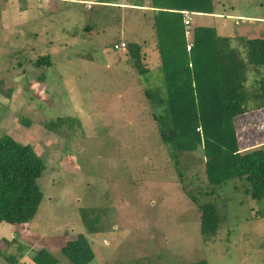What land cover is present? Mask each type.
Here are the masks:
<instances>
[{
	"label": "rangeland",
	"instance_id": "rangeland-1",
	"mask_svg": "<svg viewBox=\"0 0 264 264\" xmlns=\"http://www.w3.org/2000/svg\"><path fill=\"white\" fill-rule=\"evenodd\" d=\"M110 1L131 3L0 0V135L30 144L44 163L37 211L25 223L0 222V252L30 264L42 247L59 264H72L58 250L81 232L94 253L87 264H264V199H251L244 179L226 181L209 197L194 192L198 202L212 200L221 216L214 237L199 234V211L183 189H209L202 152L180 154L178 177L143 92L159 85L158 72L143 56L150 70L137 73L126 46L114 47L150 36L148 20L135 25L133 9ZM223 3L233 14L260 8L264 15L260 0ZM226 13L212 19L230 33L259 24L238 17L236 26ZM117 38L123 40L112 47ZM41 55L50 66L33 65ZM40 73L46 79L38 80ZM56 116L65 123L56 132L44 128ZM234 125L240 153L264 151V107L235 117ZM82 213L99 230L88 232ZM0 264L11 262L0 254Z\"/></svg>",
	"mask_w": 264,
	"mask_h": 264
},
{
	"label": "trees",
	"instance_id": "trees-1",
	"mask_svg": "<svg viewBox=\"0 0 264 264\" xmlns=\"http://www.w3.org/2000/svg\"><path fill=\"white\" fill-rule=\"evenodd\" d=\"M151 6L156 9L152 14L151 35L158 61L153 69L161 82L143 92L178 177L182 175L180 154L198 148L202 152L205 185L209 189L202 193L199 188L183 192L199 211L198 231L207 241L215 236L221 216L212 200L198 202L194 192L209 197L217 186L239 178L248 183L244 192L251 199L257 202L264 199V151L256 148L240 153L234 127V118L245 113L249 102H253L250 106L264 107V37H237L232 44V36L218 35L214 26L196 25L190 27L188 38L181 11L212 13V0H151ZM117 39L112 47L119 42ZM124 43L137 73H147L150 68L140 63L145 44L132 40ZM33 65L39 68L51 64L47 55H41ZM43 78V73L37 77ZM64 119L56 116L43 126L56 132ZM20 121L26 123L24 119ZM43 169L42 159L30 144L18 142L5 133L0 135V222L25 223L32 219L42 199L38 179ZM82 220L88 232L99 230L94 226V217L82 213ZM20 248L15 247L17 251ZM58 251L72 264H87L94 257L81 232L66 240ZM0 254L7 262L16 263V255ZM30 261V264H59L55 254L42 247L34 251ZM186 264L208 262L198 259Z\"/></svg>",
	"mask_w": 264,
	"mask_h": 264
},
{
	"label": "crops",
	"instance_id": "crops-1",
	"mask_svg": "<svg viewBox=\"0 0 264 264\" xmlns=\"http://www.w3.org/2000/svg\"><path fill=\"white\" fill-rule=\"evenodd\" d=\"M262 1V0H260ZM111 2V6H117L115 4H118V8H123V9H133L136 16L134 18V24L136 25L137 24V21L138 22H142L143 23V20L142 19H147L148 21H144V22H147L148 25H149V32H150V36H146V38L144 39H141L142 42L145 44L143 46V53H144V57L148 60H146V63H150V61H152V63L154 64V66L156 65V63L158 62L157 61V52H156V49L154 48V40L152 38V35H151V26H152V14L153 12H155V8H152L151 6V0H131V3L128 5V3H125V5L122 6V3H118V2H115V1H110ZM213 2V12L212 13H192L191 16H190V21H191V25L190 26H196V25H203V26H214L216 32L218 35H231L232 36V44H234L236 41L234 40V38H237V37H240V38H252V37H264V36H259L257 34H264V15H261L260 13H257V11L260 9L258 8L257 11L255 9V17H253L254 15L253 14H246V15H240V14H233L231 11L233 10L230 5H225V3L223 4H220V0L216 1L217 3H219V5H221V8H216V4L214 3V0H212ZM261 4L259 6H261V8L264 10V3L260 2ZM137 4H140V5H137ZM139 9V10H138ZM139 11V14L137 13ZM225 11H230V14H227L228 17H235L234 20H233V24L234 25H239L236 24V21L238 20V17L240 18H246L248 19V21H253V20H258V21H255L257 23H259L258 25L257 24H248L246 25L244 28H239L238 30L235 31V33H230L227 31L226 28H222V27H218L220 26V23L217 25L215 24L214 22V19L215 18H219L223 13H225ZM125 12V11H124ZM126 13V12H125ZM139 15V16H138ZM216 16V17H214ZM138 17V18H137ZM212 17L214 19H212ZM120 21V19H119ZM149 37V38H148ZM142 38V37H141ZM148 38V39H147ZM118 41H121L123 39L121 38H118L117 39ZM141 40L140 39H134L133 41L137 42V43H141ZM150 49V50H149ZM149 50V51H148ZM150 54V55H149ZM150 56H152L153 58L150 59ZM118 58H116L115 60L117 61ZM151 64V65H153ZM44 78H45V75H44ZM46 79V78H45ZM44 79V80H45ZM43 82V81H42ZM44 88V89H43ZM41 92L43 90H45V87H43ZM260 108V107H258ZM257 107H248L246 111H249L250 109H258ZM245 111V112H246ZM236 132V130H235ZM238 141V139H237ZM239 146V144H238ZM256 149V148H255Z\"/></svg>",
	"mask_w": 264,
	"mask_h": 264
},
{
	"label": "bare ground",
	"instance_id": "bare-ground-1",
	"mask_svg": "<svg viewBox=\"0 0 264 264\" xmlns=\"http://www.w3.org/2000/svg\"><path fill=\"white\" fill-rule=\"evenodd\" d=\"M182 12V14L184 13V12H186L188 15H189V23L188 24H185V35L189 38L190 37V34H191V32H190V25H191V21H190V16H191V14L193 13V12H189V11H186V10H183V11H181ZM236 23H237V21H236ZM187 32V33H186ZM189 45H191V43H189Z\"/></svg>",
	"mask_w": 264,
	"mask_h": 264
},
{
	"label": "built area",
	"instance_id": "built-area-1",
	"mask_svg": "<svg viewBox=\"0 0 264 264\" xmlns=\"http://www.w3.org/2000/svg\"><path fill=\"white\" fill-rule=\"evenodd\" d=\"M183 17H184V23L185 24H188L189 23V15L186 13V12H184L183 13ZM187 33V32H186ZM125 46V44H124V42H120L119 44H116V45H114V47L115 48H118V49H121V48H123Z\"/></svg>",
	"mask_w": 264,
	"mask_h": 264
}]
</instances>
